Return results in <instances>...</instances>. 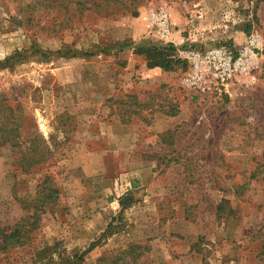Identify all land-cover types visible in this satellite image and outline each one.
Returning <instances> with one entry per match:
<instances>
[{
    "label": "rangeland",
    "instance_id": "1",
    "mask_svg": "<svg viewBox=\"0 0 264 264\" xmlns=\"http://www.w3.org/2000/svg\"><path fill=\"white\" fill-rule=\"evenodd\" d=\"M74 1L0 0V60L76 54L0 67V264H264V0ZM250 36V67L204 91L133 51Z\"/></svg>",
    "mask_w": 264,
    "mask_h": 264
},
{
    "label": "built area",
    "instance_id": "2",
    "mask_svg": "<svg viewBox=\"0 0 264 264\" xmlns=\"http://www.w3.org/2000/svg\"><path fill=\"white\" fill-rule=\"evenodd\" d=\"M151 24L162 39L167 40L171 35L170 22L165 11L160 10L153 14ZM256 43L257 38L250 36L239 46L221 45L205 52L184 49L178 51L177 57L188 66L183 82L198 91H204L212 85L224 86L253 63Z\"/></svg>",
    "mask_w": 264,
    "mask_h": 264
},
{
    "label": "trees",
    "instance_id": "3",
    "mask_svg": "<svg viewBox=\"0 0 264 264\" xmlns=\"http://www.w3.org/2000/svg\"><path fill=\"white\" fill-rule=\"evenodd\" d=\"M70 1L75 2L74 0H70ZM67 3H69V1ZM183 47L184 45L180 47H175L172 43H162L157 41L142 42L141 44L136 45L133 51L135 54L141 55L143 57L147 68H160L164 71H173L177 66H180L182 68L186 67L185 61L180 60L176 55L177 49H181ZM122 48L123 47H121V49ZM91 54L94 53L90 51H86L82 53V55H91ZM36 55H38L40 58L43 59H49L51 56H55V55L62 57L76 56L75 52L71 50L47 51L42 49L37 44L31 43L26 47H23L22 49H16L13 52H11L9 55H6L2 60H0V67L2 68L12 67L17 63H22L25 59H27L30 56H36ZM11 124H13V122L9 121L5 117L4 119H0V145L10 144L13 146L12 142L6 138L7 135H10L12 133V129H11L12 127L9 126ZM18 145L21 146V143H18ZM41 149L42 147H38V152L35 153L36 155H31L26 161L21 162L20 166L23 168V171H26L35 163H38L44 159L43 157L44 154L42 153ZM51 192H55V191L52 190ZM126 203L127 202L125 201V198L120 199L121 206H125ZM2 240H4L5 242V245L2 247V249L5 250H6L5 248L6 245L17 242L14 241L13 239V233L4 236ZM23 242L24 240L17 244L20 245ZM51 256L52 255H50V257ZM78 258L79 260H81L82 256H79ZM51 261L52 264H74L73 260L68 259L66 256L61 254L56 256L54 261L53 260Z\"/></svg>",
    "mask_w": 264,
    "mask_h": 264
},
{
    "label": "crops",
    "instance_id": "4",
    "mask_svg": "<svg viewBox=\"0 0 264 264\" xmlns=\"http://www.w3.org/2000/svg\"><path fill=\"white\" fill-rule=\"evenodd\" d=\"M171 37H173L174 39H177V36L174 34H171ZM172 42H174V41H172Z\"/></svg>",
    "mask_w": 264,
    "mask_h": 264
}]
</instances>
